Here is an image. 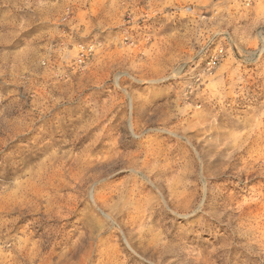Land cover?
<instances>
[{
  "label": "rangeland",
  "instance_id": "rangeland-1",
  "mask_svg": "<svg viewBox=\"0 0 264 264\" xmlns=\"http://www.w3.org/2000/svg\"><path fill=\"white\" fill-rule=\"evenodd\" d=\"M73 263L264 264V0H0V264Z\"/></svg>",
  "mask_w": 264,
  "mask_h": 264
},
{
  "label": "built area",
  "instance_id": "built-area-1",
  "mask_svg": "<svg viewBox=\"0 0 264 264\" xmlns=\"http://www.w3.org/2000/svg\"><path fill=\"white\" fill-rule=\"evenodd\" d=\"M224 57V48L222 46L217 47L214 51H210L206 59L205 70L211 72L220 63L221 59Z\"/></svg>",
  "mask_w": 264,
  "mask_h": 264
},
{
  "label": "bare ground",
  "instance_id": "bare-ground-1",
  "mask_svg": "<svg viewBox=\"0 0 264 264\" xmlns=\"http://www.w3.org/2000/svg\"><path fill=\"white\" fill-rule=\"evenodd\" d=\"M178 72H179V71H178ZM227 166H228V165H227ZM212 171H213V170H212ZM131 236H133V235H131ZM73 248H74V247H73ZM86 248H87V247H86ZM89 250H90V249H89ZM89 250H88V251H89ZM138 250H139V249H138ZM88 251H87V253H88ZM89 254H90V253H89ZM72 255H73V254H72ZM90 255H91V254H90ZM18 256H19V255H18ZM84 259H85V258H84ZM73 264H74V263H73Z\"/></svg>",
  "mask_w": 264,
  "mask_h": 264
}]
</instances>
